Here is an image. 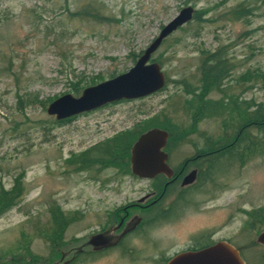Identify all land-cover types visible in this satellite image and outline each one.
Instances as JSON below:
<instances>
[{
	"label": "rangeland",
	"instance_id": "374dc122",
	"mask_svg": "<svg viewBox=\"0 0 264 264\" xmlns=\"http://www.w3.org/2000/svg\"><path fill=\"white\" fill-rule=\"evenodd\" d=\"M240 2L249 13L234 18L230 10ZM89 3H97L109 18L71 13ZM188 3L198 11L209 9L206 20L178 27L152 53L166 75L162 88L105 103L69 120L58 122L47 112V104L58 95H78L83 87L127 70L163 24ZM218 46L226 47L234 62L228 79L237 86L238 99L264 101V0H0V187H11L15 178L23 185L18 203L0 214V252H14L28 264H53L65 251L69 257L72 252L67 250L86 234L90 223H101L103 213L128 194L120 196L105 187V179L120 171L119 166L73 170L67 159L163 113L188 123L182 82L198 78L200 50ZM77 81L78 93L72 88ZM210 96L220 97L215 91ZM196 128L168 143L175 149L173 162L191 148H203L201 131L219 135L221 115L199 120ZM111 180L126 192L138 184L129 175ZM217 189L205 210L190 212L174 227L175 240L182 242L200 225L215 227L216 237L241 247L248 264H264L259 258L264 251V236L260 238L264 222L241 212V207H264V154L232 166ZM53 205L77 217L55 252L34 231L35 225L50 220L48 208ZM248 242L252 243L247 246ZM77 264L137 263L111 251Z\"/></svg>",
	"mask_w": 264,
	"mask_h": 264
},
{
	"label": "trees",
	"instance_id": "16d2710c",
	"mask_svg": "<svg viewBox=\"0 0 264 264\" xmlns=\"http://www.w3.org/2000/svg\"><path fill=\"white\" fill-rule=\"evenodd\" d=\"M208 10L207 8L201 9V11L195 9L192 18L185 24L193 21L202 23L206 20L205 14ZM249 10L240 2L232 7L230 12L234 18H241L249 13ZM71 13L89 16L96 20H107L109 18L101 12V8L97 3L92 5L89 3L83 9ZM184 25L180 27L183 28ZM200 52L198 78L194 83L187 80L181 81L184 85V91L187 93V98L183 100V109L189 118L188 123L170 119L163 113L162 117L155 116L147 119V125L124 128L102 141L96 142L77 153H72L67 159V163L73 165L72 169L86 170L93 165L100 168L114 165L119 166L123 172L128 171L131 145L142 131L152 126L167 129V147L170 141L182 139L184 133L197 130L196 124L199 120L219 115H221L223 128L219 135L214 136L207 134L205 131L200 133L204 137L203 148L220 150L223 175L232 166L243 165L249 158L264 154V101H255L253 98L238 99V93L235 92L237 86L228 79L235 65L232 59L227 56L226 47L218 46L212 50L201 49ZM238 81L236 79L235 83ZM78 83L79 81L72 86L77 93L80 91ZM245 88L243 87L242 90ZM213 91L217 92L220 97H211ZM73 116L75 115L55 120L58 122L69 120ZM208 156L215 158L218 157V154L213 152ZM212 163H219V161L213 160ZM22 192L23 185L20 179L17 178L14 179L11 187H0V214L17 204ZM48 211L50 220L47 224L35 225L34 231L36 235L51 243L50 249L55 252V249L57 251V247L64 240L66 228L75 216L65 212L58 205L50 206ZM251 217L256 222H264V207L255 208ZM23 243H26L25 240ZM23 243H19L21 244L19 246H23ZM259 258L264 259V251ZM0 264L28 263L23 256L14 254V252L9 255L7 252L1 251Z\"/></svg>",
	"mask_w": 264,
	"mask_h": 264
},
{
	"label": "flooded vegetation",
	"instance_id": "af4514ba",
	"mask_svg": "<svg viewBox=\"0 0 264 264\" xmlns=\"http://www.w3.org/2000/svg\"><path fill=\"white\" fill-rule=\"evenodd\" d=\"M166 145L163 149L167 152L170 173L157 172L148 177L134 173L131 167L124 172L116 169L117 173L105 179V187L120 196L128 195L103 213L101 223H90L86 234L77 237L78 242L67 250L72 252L69 257L65 258V251L53 264H77L111 251L120 252L137 264H166L178 251L198 249L222 239L216 237L215 227L209 229L205 225L189 231L182 242L176 241L174 234L179 221L190 212L205 210L207 200H212L220 188L223 175L220 150L194 147L175 163V149ZM213 152L218 157L208 156ZM213 160L219 163H212ZM125 175L136 178L138 183L128 192L111 180ZM241 212L249 218L253 210L241 207ZM248 229H254L252 223L248 222ZM236 246L242 254L241 247Z\"/></svg>",
	"mask_w": 264,
	"mask_h": 264
},
{
	"label": "water",
	"instance_id": "95a60500",
	"mask_svg": "<svg viewBox=\"0 0 264 264\" xmlns=\"http://www.w3.org/2000/svg\"><path fill=\"white\" fill-rule=\"evenodd\" d=\"M195 7L188 3L160 28L158 34L139 54L127 70L82 88L78 95L66 92L52 99L46 107L57 119L97 108L105 103L148 95L162 88L166 75L152 53L165 37L189 21ZM168 131L152 126L142 131L130 148V167L134 173L153 176L157 172L170 173L166 161ZM264 236V232L260 235ZM166 264H247L239 248L222 238L198 249L176 252Z\"/></svg>",
	"mask_w": 264,
	"mask_h": 264
}]
</instances>
